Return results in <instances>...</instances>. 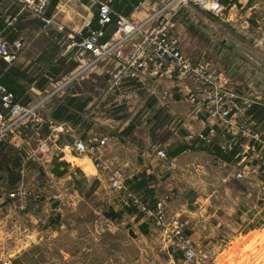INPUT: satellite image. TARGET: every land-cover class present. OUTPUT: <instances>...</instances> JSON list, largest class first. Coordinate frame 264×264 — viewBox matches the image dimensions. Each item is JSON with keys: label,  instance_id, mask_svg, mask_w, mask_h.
Segmentation results:
<instances>
[{"label": "crops", "instance_id": "0c3cea01", "mask_svg": "<svg viewBox=\"0 0 264 264\" xmlns=\"http://www.w3.org/2000/svg\"><path fill=\"white\" fill-rule=\"evenodd\" d=\"M219 1L226 8L224 20L182 0H53L41 19L32 15L31 3L24 9L15 0H0V37L24 44L16 63L8 65L0 58V79L18 101L43 105L34 122L0 128V144L4 145L0 154L12 148L24 161L15 171L22 179L17 186L9 184L7 166L0 170V190L6 191V201L0 198L1 263L23 264L36 246L55 247L62 232L69 227L73 231V223H83L86 218L87 232L79 239L84 264L97 253L99 264L118 260L122 264H186L182 253L172 252L171 239L163 229L147 215L127 212L129 205L139 211L137 201L154 207L159 198L174 194L172 213L182 218L187 235L196 244L219 240L223 227L237 228L230 219L243 220L250 204L257 208L258 179L237 180L233 163L218 157L214 149L190 150L191 134L209 133L207 116L201 111L207 104L198 90L202 87L176 72L153 78L126 64L144 34L160 18L171 19L187 57L196 64L209 63L216 77L234 81L238 104L246 97L254 99L258 112L242 108L238 119L250 121L256 132L264 134L261 20L252 18L254 0ZM103 3L111 4L114 11L115 21L105 30L110 40L101 43L98 53L82 54L74 43L100 30ZM124 21L137 32L129 37L119 32ZM251 33L259 35L254 42L249 41ZM256 70L258 87L252 83ZM192 96L197 97L196 102ZM51 123L67 124L66 133L58 137L64 159L58 157L56 147L44 156L37 153L41 139L50 135ZM105 137L110 140L99 154L105 161L101 167L124 174L128 187L125 193L117 190L113 198L107 192L105 172L93 159L74 157L77 170L67 160L68 147L74 142L93 145ZM211 137L219 148L234 139L240 145L245 142L228 125L217 127ZM159 151H166L168 160H162ZM4 160L10 163L14 159ZM31 170L38 176L33 193L10 198L12 193L24 191L19 186ZM107 205L121 217L108 218L102 211ZM68 213L72 214L71 225ZM91 216L93 223L88 220ZM238 225L241 230L243 225ZM111 238L125 240L124 252L121 255L110 249L112 255L103 261ZM211 250L203 252L202 264H210L207 259L214 258ZM75 256L67 251L65 257L74 260ZM71 263L68 259L67 264Z\"/></svg>", "mask_w": 264, "mask_h": 264}, {"label": "built area", "instance_id": "2783aa9c", "mask_svg": "<svg viewBox=\"0 0 264 264\" xmlns=\"http://www.w3.org/2000/svg\"><path fill=\"white\" fill-rule=\"evenodd\" d=\"M52 1L15 0L16 4L24 9L31 3L32 15L40 19L46 16L47 9ZM182 1L186 5H195L219 19L225 17L226 8L219 0ZM113 14L114 11L111 4H101L99 24L102 29L92 32L88 36H82L79 41L74 43V47L82 54L98 53L101 49V39L105 36L103 28L112 22ZM175 31L176 24L171 19L160 18L151 31L144 34L135 52L126 60L128 68L145 72L153 78H160L169 71L176 72L179 77L191 79L200 85L202 88L198 90L205 96V102H207L205 106H202L201 111L207 116L209 133L191 134L188 137L190 147L197 150L211 146L213 144L211 134L219 126L228 125L230 129L235 128L245 142L240 145L239 140L234 139L226 143L222 149L226 153H231L236 148L238 149L233 162L237 170V180L258 179L260 192L264 195V134L256 132L250 121H239L238 119V113L242 108L251 110L254 107V99L246 97L238 104L236 100L239 99V94L234 81L229 78L216 77V71H211L209 63H194L183 53L181 48L182 41ZM119 32L129 37L137 32V29L128 21H124L119 28ZM23 50L24 44L22 41L10 43L0 37V58L6 64L12 65L16 63L21 57ZM192 101L196 102L197 97L192 96ZM33 107L32 104H24L18 101L16 96L0 83V128L5 125L11 127L25 120L34 122L38 117ZM66 130L67 124L51 123V134L49 137L41 139L39 151L45 154L49 153L54 145L58 149V157L60 156L64 159V150L63 148L61 150L58 137L61 134H65ZM109 140L108 137L96 139L93 145H87L83 141H76L68 149L71 154L78 157H90L96 164L101 159L99 154L109 146ZM158 155L162 160H168L166 151H159ZM113 188L119 191L128 189L119 178L113 181ZM19 194L24 195L25 193H13L10 198L15 199ZM130 197L133 198L132 195ZM136 204L140 213L149 216L158 226L165 223L168 217V204L166 201H157L154 207L148 204H141L138 201ZM172 227L174 229L173 237L179 242L183 241L185 243L184 246H178V251L187 259L193 260L197 254L190 248L184 225L179 220H173Z\"/></svg>", "mask_w": 264, "mask_h": 264}, {"label": "rangeland", "instance_id": "374dc122", "mask_svg": "<svg viewBox=\"0 0 264 264\" xmlns=\"http://www.w3.org/2000/svg\"><path fill=\"white\" fill-rule=\"evenodd\" d=\"M253 6H256L255 11L253 12V16L252 18L261 20V24L262 27L264 29V0H254L253 1ZM226 18V14L225 17L222 19L224 20ZM133 35V34H131ZM259 35L257 33L253 34H249V41H256L257 37ZM261 37L263 38V35H261ZM261 38V39H262ZM263 68V67H262ZM261 68V70H263ZM253 77L256 79V81L252 82L255 87L257 86V81L258 79L261 78V81H264L263 79V75H264V71L262 73L261 71V75L260 78H258V71L256 70L255 72L252 73ZM33 110L34 112L37 114L38 119L40 118L41 115V109L43 108L42 104H35L33 105ZM51 127V124H50ZM49 127V130H50ZM51 134V131H50ZM49 137V135L47 136ZM45 137V138H47ZM40 144V143H39ZM53 147H55L53 145ZM8 149V147H7ZM37 153L40 155H45V153L40 152L39 151V147H36ZM58 150V149H57ZM62 150V148H61ZM4 152H6L5 154H3ZM3 153L0 154V163H4L3 161L5 157L7 158H12L14 159L15 155L17 154L16 151H14L12 148H9L8 150H4ZM68 157L67 160L70 161L71 163H73L75 166V170H77V167H79L77 165L76 159H74V157L77 158H81L78 157L76 155L71 156V154L67 151ZM18 155H16V157H18ZM79 162V161H78ZM105 163V161L101 158L99 160V162L96 163V166L98 167V169L102 172H105L106 177H107V192L109 193L110 197L113 198L114 195H117L116 192L117 190H115L113 188V181H115L116 179H120L122 180V184H124L123 181H125V176L124 174H122L121 172H111L109 170L107 171H103L102 169V165ZM89 165V164H88ZM2 168H5L4 166H0V170ZM9 168V167H8ZM28 168V167H27ZM36 170V172H38V170L33 167L32 170ZM32 170L29 172H27L25 174V180H24V184H20L19 187H23L22 190H24L21 193H33V190L35 189V186L37 185L36 180L38 179V176L36 177L32 172ZM92 170H90L88 173H90ZM32 172V173H31ZM8 173L10 175V179L13 181L14 179L17 180L16 176L10 174L9 170ZM17 175V172H16ZM78 178L80 179V182L82 180V176L80 173L77 174ZM10 180V185L12 186H17L19 181L16 182L15 184H12ZM248 181H252V178H248L246 179ZM0 183L1 180H0ZM81 184H83V182H81ZM87 182H85L83 185H85L86 187ZM93 185V182L92 184ZM240 185H238L239 187ZM245 187V186H242ZM241 187V188H242ZM246 188V187H245ZM244 189V188H243ZM17 191V190H16ZM127 190L122 191L123 193H125ZM5 193L6 191L0 190V198L1 201H6L5 199ZM20 193V192H17ZM11 194V193H10ZM13 194V193H12ZM11 194V195H12ZM10 195V196H11ZM174 194H170L167 196H163L161 198L158 199V202H163L166 201L168 204V217L165 221V223H163V225H159V227H161L163 229V232L171 238V242H170V246H171V250L172 252L175 251L176 253H181L180 251H178V246H184L185 243L183 241H178L177 239H175L173 237V227H172V221L173 220H179L185 227L186 229V236L188 237V241L190 242V248H192L191 250L194 252H196L197 256L193 259V260H189L187 259L183 254V260L186 262V264H202V255L203 252H205L207 249H212L211 251H213L214 254V258H209L207 259V261L210 262V264H261V258L264 259V195L261 194L260 190L259 193H255V195L260 199L258 200V204H257V208H255L254 205L250 204V206L247 207L246 209V215L243 218V220L234 218V219H230V221L233 220V222H236L237 224V228H233L231 227H223L221 229V233H223L222 236H220L219 240L217 241H213V242H200L198 244L194 243L192 241V239L190 238V236L187 235V225L185 224V222H183L181 217H178L177 215L172 213V201H173V196ZM23 196V195H22ZM18 198V197H17ZM19 199V198H18ZM16 199V200H18ZM249 208L251 209L250 213H248L247 211L249 210ZM105 214H108L110 212H115L113 210V208H110L108 205L103 208L102 210ZM221 212V211H220ZM116 213V212H115ZM71 213H68V218L70 219V222H68V224L71 225L72 221H71ZM94 215V214H93ZM94 217H97V215L95 214ZM94 217H89L88 220L90 222H94ZM149 217V216H148ZM86 221L87 219H84V222L82 223V220L79 221V223H73L75 224L73 231H71L72 229L69 227L67 228L64 232L61 233V241L58 242L55 247L53 246L52 248L49 247V245L46 246H36L37 248L35 250H33L31 256L29 257V259H24L23 260V264H40L41 262H44V264H67L68 259L71 260V262L73 261V263L71 264H84V259L85 257L83 256H79V254L82 252V248H84L83 243L81 240L83 238V235L86 234ZM242 224L243 227L238 228V224ZM85 224V226H84ZM123 235V234H120ZM120 237V236H119ZM121 239V240H120ZM118 241L114 240V239H110L108 241V253H107V257L104 258L103 261H105L107 258H109V256L112 255V253L109 251L111 249V251L113 252L114 250L117 251V253H120L122 255V253L124 252L122 250V248H124V243L125 240L123 238H120ZM88 245V243H87ZM67 251L69 252H73L75 253V259L72 260V258H67L66 253ZM63 252V254H62ZM115 254L113 253V256ZM99 255L97 253V255H94L92 258H88L86 259V263L85 264H99L100 260H99ZM116 257H118V255H116ZM1 259L0 258V264L1 263ZM204 260L206 261V259L204 258ZM206 261V262H207ZM208 263V262H207ZM43 264V263H42ZM116 264H122L120 260L116 261Z\"/></svg>", "mask_w": 264, "mask_h": 264}, {"label": "trees", "instance_id": "16d2710c", "mask_svg": "<svg viewBox=\"0 0 264 264\" xmlns=\"http://www.w3.org/2000/svg\"><path fill=\"white\" fill-rule=\"evenodd\" d=\"M235 2H237V1H235ZM234 2V3H235ZM115 21V17H114V15H112V22H114ZM112 22L110 23V24H112ZM109 24V25H110ZM109 25H107V26H109ZM107 26L105 27V28H103V30H104V32H105V30H106V28H107ZM102 29V27H101V25H100V30ZM110 40V37L109 36H104L102 39H101V43H107L108 41ZM0 83L5 87V85H4V83H3V80L2 79H0ZM7 88V87H6ZM8 89V91L9 92H11L10 90H9V88H7ZM12 93V92H11ZM14 94V93H13ZM18 100V99H17ZM258 110H259V107L258 106H254L253 108H252V111H250V113H252V114H255V113H257L258 112ZM258 115L259 114H257V115H255V117H258ZM3 144L1 143L0 144V150L3 148ZM206 148H208V149H214V152H215V154L218 156V157H220L221 159H223L224 161H226V162H228V163H233L234 162V160H235V155L238 153V149L236 148L235 150H234V152H231V153H226L222 148H219V147H215L214 146V143L211 145V146H209V147H206ZM190 150H195L193 147H190ZM4 163H0V166H1V164H2V166H7L6 168H7V170H9V172H10V174H11V176L12 175H14V176H16V178H17V180L16 179H14L13 181L9 178V180H11V182H12V184H15L16 182H20V180H22L21 179V176H18V175H16V170H18V169H20V168H22V166H23V164H24V161H23V159H22V156L21 155H19L18 157H15L14 158V160L13 161H10V163H9V161H7V162H5V161H3ZM26 164H27V162H26ZM14 169V171L13 170H11V167ZM9 167V168H8ZM9 184H10V182H9ZM12 186V185H11ZM13 187V186H12ZM127 212H129L130 214H140V212L137 210V208L136 207H134L133 205H129V207L127 208ZM108 218H110V219H113V220H117V219H119L120 217H121V215L120 214H117V213H115V212H110V213H108L107 215H106ZM261 264H264V259H262L261 258Z\"/></svg>", "mask_w": 264, "mask_h": 264}]
</instances>
